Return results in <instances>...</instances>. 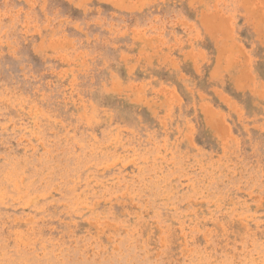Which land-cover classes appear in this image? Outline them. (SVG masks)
Masks as SVG:
<instances>
[{"label": "rangeland", "instance_id": "1", "mask_svg": "<svg viewBox=\"0 0 264 264\" xmlns=\"http://www.w3.org/2000/svg\"><path fill=\"white\" fill-rule=\"evenodd\" d=\"M0 264H264V0H0Z\"/></svg>", "mask_w": 264, "mask_h": 264}]
</instances>
